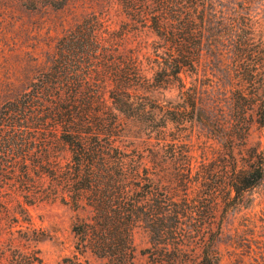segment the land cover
<instances>
[{
    "label": "trees",
    "instance_id": "obj_1",
    "mask_svg": "<svg viewBox=\"0 0 264 264\" xmlns=\"http://www.w3.org/2000/svg\"><path fill=\"white\" fill-rule=\"evenodd\" d=\"M17 1L73 22L47 32L33 77L0 81V264H46L27 210L42 201L87 212L58 264L87 252L134 264L137 228L147 264H221L224 219L264 182V149L248 144L253 125L264 129V1ZM155 90L176 101L157 102ZM127 121L143 147L121 142Z\"/></svg>",
    "mask_w": 264,
    "mask_h": 264
},
{
    "label": "rangeland",
    "instance_id": "obj_2",
    "mask_svg": "<svg viewBox=\"0 0 264 264\" xmlns=\"http://www.w3.org/2000/svg\"><path fill=\"white\" fill-rule=\"evenodd\" d=\"M19 7L17 0H0V81L10 82L18 78L26 80V78L33 77L34 72L29 70L31 65L44 61L43 49L52 44V39L47 36V32L50 31L51 36L55 37L73 22L71 15L55 13L51 10L34 13ZM77 7H80L79 4ZM20 28L33 30L37 38L29 40L24 36H18L16 33ZM152 38L153 35L150 32H145L138 39L149 43ZM36 47L37 51L33 52V48ZM29 54L35 57L36 61H29ZM150 95L160 103L176 101L174 90H155ZM127 127L129 133L121 142L139 148L143 147L147 139L144 133L137 136L138 125L127 121ZM192 138L195 141H207V144L215 145L213 141L202 136L196 140V132ZM258 143H260L259 148L264 149V129L253 125L248 144ZM198 153L199 150L195 152V154ZM27 210L33 226L45 233L46 237L37 246L46 264H58L62 258L74 253L71 225L78 216L86 215V211L74 210L70 205L59 201L37 202L28 205ZM249 218L256 224L255 234H264V182L246 194L244 208L239 213L229 214L224 219L225 234L218 244L221 264H264V255L260 256L257 253L254 227ZM133 241L136 246L134 264H147L146 257L140 252L148 245L147 234L137 228ZM80 260L83 264H106L104 260L89 252L80 256Z\"/></svg>",
    "mask_w": 264,
    "mask_h": 264
}]
</instances>
